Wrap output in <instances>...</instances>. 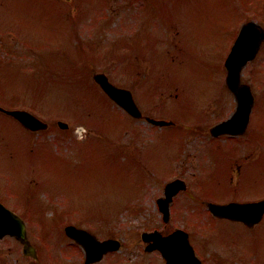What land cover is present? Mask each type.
Returning <instances> with one entry per match:
<instances>
[{"label":"rangeland","instance_id":"obj_1","mask_svg":"<svg viewBox=\"0 0 264 264\" xmlns=\"http://www.w3.org/2000/svg\"><path fill=\"white\" fill-rule=\"evenodd\" d=\"M253 4L259 15L244 13L247 0H0V105L50 124L33 135L0 112V200L28 218L41 264H81L70 223L122 241L99 264H159L142 232L179 227L201 237L206 264L222 259L218 247L232 249L229 264H264V220L248 230L204 204L264 195V44L243 70L257 96L251 128L241 139L210 134L237 105L225 60L243 17L264 21V0ZM95 72L131 89L144 114L175 124L130 117ZM177 177L188 188L165 223L157 198ZM29 261L14 238L0 239V264Z\"/></svg>","mask_w":264,"mask_h":264},{"label":"water","instance_id":"obj_2","mask_svg":"<svg viewBox=\"0 0 264 264\" xmlns=\"http://www.w3.org/2000/svg\"><path fill=\"white\" fill-rule=\"evenodd\" d=\"M253 25L255 24H247L242 29L226 61V66L228 67L227 83L236 95L238 101L237 111L230 119L212 128L214 135L226 132L234 134L243 133L248 125L254 97L251 92V87L241 82V72L248 60L256 56L262 41H264V28L257 27L256 25L258 31L254 29L252 35L249 29L254 28ZM94 79L112 99L132 116L137 118L143 116L141 109L135 102L133 94L129 89L114 85L108 76L102 72L96 73ZM0 110L13 115L32 130L47 128L46 123L29 111L22 109L6 110L1 106ZM147 120L161 126L172 123L152 117H147ZM60 125L64 128L67 127V124L64 122H60ZM184 188H186L184 181L180 179L172 181L166 186V197L158 199L165 220H168L170 215L169 205L173 200V196L180 189ZM208 205L215 215L241 220L251 227L258 223L264 215V200L246 203L231 202L229 204L209 203ZM66 232L69 236L84 245L87 253V263L100 260L105 253L118 250L121 246L120 241L117 239L111 238L101 241L86 229L78 228L75 225H68ZM6 235L15 236L19 239L24 244L26 254H35V249L27 237L26 223L24 220L0 202V238ZM143 239L145 241L153 240V243L148 245L147 249H160L168 264H200V260L196 257L194 249L190 244L188 233L184 230L178 229L168 236H163L158 231L151 233L144 232Z\"/></svg>","mask_w":264,"mask_h":264},{"label":"flooded vegetation","instance_id":"obj_3","mask_svg":"<svg viewBox=\"0 0 264 264\" xmlns=\"http://www.w3.org/2000/svg\"><path fill=\"white\" fill-rule=\"evenodd\" d=\"M261 1V0H260ZM253 3H255V0H247V10H244V13H245V11L247 12V11H249V10H252L254 13H256L257 12V14L256 15H259V12L258 11H255V10H253L252 8H251V6L252 5H254ZM245 16V15H244ZM251 21H253V22H255V23H257L258 25H262V26H264V21H262V20H260V19H258V18H249V17H246L245 16V18L243 17V19L241 20V23L239 24V27H238V31H237V33H236V35H235V40L237 39V37H238V35L240 34V32H241V30H242V28H243V26L245 25V24H247V23H249V22H251ZM253 26H255V25H253ZM256 27V26H255ZM258 27V26H257ZM146 29V28H145ZM254 29H256V28H251V29H249V31L251 32V34L253 35V33H254ZM257 31H258V28L256 29ZM146 32V31H145ZM135 36H139V35H135ZM234 40V41H235ZM234 163L232 162L231 163V165H230V170L232 171V172H234L233 170H234V168H233V170H232V165H233ZM245 166L244 164H242V163H240L238 166H237V168H238V170L240 171V168L241 169H243L241 166ZM240 173H241V171H240ZM234 190V189H233ZM29 212V211H28ZM208 212V211H207ZM208 214L213 218V219H224V220H229V221H232L231 219H228V218H221V217H216V216H214L210 211L208 212ZM22 216H24L25 217V215H22ZM232 222H238V223H240V224H242L245 228H247L248 230H252V229H255V228H258V226H260V224L261 223H259V224H257L256 226H254L253 228H249L246 224H244L243 222H240V221H232ZM174 230V229H173ZM173 230H167L166 228H165V230H163L162 232H163V234H169V233H171ZM29 227H28V235H29ZM188 232H189V237H190V240H191V243L193 244V247H194V249H195V253H196V255L201 259V261H202V263L201 264H206V262L208 261V260H206V258H205V256L203 255V251H204V248L206 247L205 245H202L201 244V242H200V248L197 246L198 245V243H197V241H201L202 239H199V238H201V237H195V234H193V236L195 237H193L192 236V233L193 232H191V230L190 229H188ZM30 236V235H29ZM69 238V237H68ZM197 238V239H196ZM31 239V238H30ZM70 239V238H69ZM71 241H72V243H70L71 245H74V246H76L78 249H79V251L82 249L83 250V248L81 247V245H79L77 242H75L74 240H72V239H70ZM17 242H18V244L21 246V248H22V251H23V244L21 243V242H19L18 240H16ZM32 244H33V242H32ZM34 245V244H33ZM35 246V245H34ZM221 246V245H220ZM36 247V249H37V255H38V257H33V256H26V257H28L29 258V262H32L33 264H41L40 263V260H41V251L38 249V247L37 246H35ZM81 248V249H80ZM199 248V249H198ZM207 248V247H206ZM217 248V247H216ZM219 249H221L222 250V254H220V257H222V259H223V257H225V262L223 261V263H222V259H220L219 260V262L218 261H213V264H229L228 263V261L231 259L229 256L232 254V249H229V248H226V247H218ZM82 251H80V253H81ZM153 252H155V253H157L158 254V256L159 257H161V262L159 263V264H168V262H167V260L162 256V254H161V252L159 251V250H154ZM153 252H149V253H153ZM110 253H108L107 255H109ZM107 255H105V256H107ZM82 256H81V254H80V262H81V264H99V263H101L104 259H102V260H100V261H97V262H94V263H87V260H86V258H85V253H84V250H83V259L81 258ZM212 263V262H211Z\"/></svg>","mask_w":264,"mask_h":264},{"label":"trees","instance_id":"obj_4","mask_svg":"<svg viewBox=\"0 0 264 264\" xmlns=\"http://www.w3.org/2000/svg\"><path fill=\"white\" fill-rule=\"evenodd\" d=\"M1 89V88H0Z\"/></svg>","mask_w":264,"mask_h":264}]
</instances>
